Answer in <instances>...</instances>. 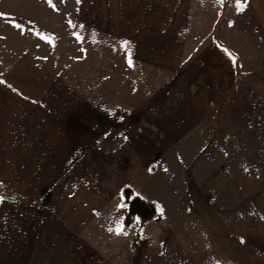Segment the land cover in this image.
Masks as SVG:
<instances>
[{
	"label": "rangeland",
	"instance_id": "374dc122",
	"mask_svg": "<svg viewBox=\"0 0 264 264\" xmlns=\"http://www.w3.org/2000/svg\"><path fill=\"white\" fill-rule=\"evenodd\" d=\"M83 1L0 0V84L66 144L47 185H0L3 227L29 229L12 249L64 245L68 227L82 264H264V0H193L181 65L163 69L90 44Z\"/></svg>",
	"mask_w": 264,
	"mask_h": 264
},
{
	"label": "crops",
	"instance_id": "0c3cea01",
	"mask_svg": "<svg viewBox=\"0 0 264 264\" xmlns=\"http://www.w3.org/2000/svg\"><path fill=\"white\" fill-rule=\"evenodd\" d=\"M85 9L80 8L79 19L82 35L96 48L120 55L122 58L143 63L150 68H173L184 58L193 0H90ZM84 5L82 0L81 6ZM244 12V11H243ZM243 12L238 13L241 15ZM228 24V22H227ZM225 24V26L227 25ZM224 26V28H225ZM0 185L30 188L47 185L41 183L44 173L56 169L57 157H62L65 135L53 131L43 137L47 129L38 130L39 111L34 108L31 95L16 93L8 84H0ZM26 91L24 88H21ZM27 92V91H26ZM29 93V92H27ZM40 133V136H39ZM57 143V144H56ZM59 147V153L56 147ZM51 149V151H50ZM43 165V166H41ZM55 224H58L55 222ZM57 229L59 224L56 225ZM71 228L62 227L65 236H58L64 245L50 238L42 251L32 256L27 250L12 249L17 246L12 235L25 234L28 228L3 227V211H0V259L8 257L33 258V264H82L77 263L72 240L67 239ZM36 230V229H35ZM82 238L83 234H79ZM103 238L95 231L83 235L86 244L96 245ZM57 250V252H56ZM25 251V252H24ZM4 264H7L6 262ZM86 264V262L84 263Z\"/></svg>",
	"mask_w": 264,
	"mask_h": 264
},
{
	"label": "trees",
	"instance_id": "16d2710c",
	"mask_svg": "<svg viewBox=\"0 0 264 264\" xmlns=\"http://www.w3.org/2000/svg\"><path fill=\"white\" fill-rule=\"evenodd\" d=\"M125 191H124V193H123V197H124V199L125 200H127L128 201V203H129V200L131 199V195H134V192L132 191V189H130V188H125L124 189ZM134 213H135V211H133ZM143 215H148V218L146 217V218H142V220L144 219V220H149V219H151V217L152 216H154L155 214H150V213H148V212H144V214ZM127 224H128V226L130 225V224H134L135 223V219H133V220H131V221H127L126 222Z\"/></svg>",
	"mask_w": 264,
	"mask_h": 264
},
{
	"label": "snow or ice",
	"instance_id": "6c2138e0",
	"mask_svg": "<svg viewBox=\"0 0 264 264\" xmlns=\"http://www.w3.org/2000/svg\"><path fill=\"white\" fill-rule=\"evenodd\" d=\"M241 0H237V4H240ZM17 27H19V25H17ZM3 198H0V200H2Z\"/></svg>",
	"mask_w": 264,
	"mask_h": 264
}]
</instances>
